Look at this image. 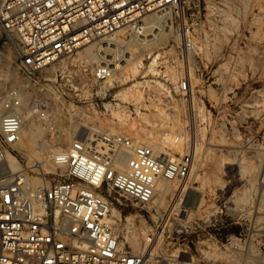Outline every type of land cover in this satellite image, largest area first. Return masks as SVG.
Masks as SVG:
<instances>
[{
	"label": "rangeland",
	"instance_id": "374dc122",
	"mask_svg": "<svg viewBox=\"0 0 264 264\" xmlns=\"http://www.w3.org/2000/svg\"><path fill=\"white\" fill-rule=\"evenodd\" d=\"M167 17L143 54L139 40L115 32L111 45H86L36 72L55 88L44 95L47 110L28 117L34 131L18 147L37 158L23 154V162L39 161L52 180L45 151L103 133L130 135L171 158L189 152L187 171L160 182L149 206L109 191L121 242L143 251L142 264H264V0H187ZM4 42L0 33V97L26 85ZM97 55L115 66L112 80L92 78ZM33 92L22 91L24 104Z\"/></svg>",
	"mask_w": 264,
	"mask_h": 264
},
{
	"label": "built area",
	"instance_id": "2783aa9c",
	"mask_svg": "<svg viewBox=\"0 0 264 264\" xmlns=\"http://www.w3.org/2000/svg\"><path fill=\"white\" fill-rule=\"evenodd\" d=\"M186 1L0 0V33L26 82L0 97V264L143 263V251L124 245L118 223L110 222L109 191L149 206L160 181H173L187 171L189 152L171 158L124 133L75 138L58 151H45L55 174L46 181L43 165L23 162L18 146L25 113L32 118L45 112L44 95L55 88L36 78V72L115 32L140 38L149 13L182 12ZM114 74L107 61L91 71L97 82ZM188 87L187 80L178 84L183 92ZM28 89L34 92L24 104L22 91ZM166 138L160 137L165 144ZM117 212L120 217V208ZM167 264L188 263L174 258Z\"/></svg>",
	"mask_w": 264,
	"mask_h": 264
},
{
	"label": "bare ground",
	"instance_id": "6f19581e",
	"mask_svg": "<svg viewBox=\"0 0 264 264\" xmlns=\"http://www.w3.org/2000/svg\"><path fill=\"white\" fill-rule=\"evenodd\" d=\"M167 15H169V12L168 11H165V12H160V13H157V14H155V13H152V14H149V15H147L144 19H145V23H146V30H145V33L140 37V38H136V37H133V38H136L137 40H139V43L140 44H143V46H142V48H139V49H137L136 51H140L142 54H143V47H145V45H150L151 43H153L154 42V39L157 37V35L159 34V31H160V29L161 28H163V26L165 25V22L167 23V21H165V19H167L168 17H167ZM167 27H169V26H164V29L166 30L167 29ZM110 38H112V36H109V37H107V38H105V39H103L102 41L101 40H99V41H96V42H91V43H88V44H86V45H92V44H99V43H101V42H103L104 43V45L106 44H108V45H111L112 44V42L111 41H109V40H111ZM86 45H84V46H86ZM84 46H82V47H84ZM103 45H98V46H96L95 48L97 49V50H99L100 49V47H102ZM128 47V46H127ZM131 47V46H130ZM128 52H132L131 51V49H125V51H122V53L121 54H123V53H125V54H128ZM133 53V52H132ZM132 56H134V55H132ZM141 56H143V55H141ZM88 58V56H84V58ZM97 57L98 58H101V55H97ZM131 57V55H115L114 56V61H116V62H119L121 59H124V58H130ZM104 61H107V63L108 64H110L109 63V61L107 60V59H105V56H103V58H101V60H98L97 62H95V64H99V63H101V62H104ZM114 69H115V66L114 65H112V64H110ZM141 67H142V63L141 62H136L133 66H132V68H131V70H130V74L132 75V76H134V75H136L139 71H140V69H141ZM116 70V69H115ZM127 78V77H126ZM109 80H112V78L111 79H109ZM146 82V81H145ZM144 82V83H145ZM131 88L134 90V91H138V89H136L137 88V85L136 84H133L132 86H131ZM140 96V94H138V97ZM137 97V98H138ZM22 102H23V100H22ZM28 115L26 114L25 115V121H24V123H23V125H22V128H21V138H20V142L19 143H21L22 142V140L24 139V138H31L32 137V134H33V131H32V128H31V123L30 124H27V121H28ZM168 138H170V136H167V138L166 139H168ZM170 141V140H169ZM19 150L21 151V152H25L24 151V148H22V147H19ZM24 154H27V155H29L30 157H33V158H37V157H35L36 156V154H34V153H27V152H25ZM7 158L12 162L13 161V159L8 155L7 156ZM39 160V159H38ZM160 182H163V181H160ZM159 182V183H160ZM166 182H169V181H166ZM158 183V184H159ZM158 184H157V186H158ZM157 186H156V188H157ZM156 188H155V191H156ZM114 215H116V210H114V209H111V213H110V222H112V223H117V221H119V213H118V219L114 222V220L113 219H111V217L112 216H114ZM113 220V221H112Z\"/></svg>",
	"mask_w": 264,
	"mask_h": 264
}]
</instances>
